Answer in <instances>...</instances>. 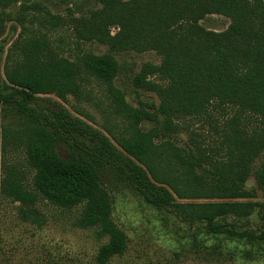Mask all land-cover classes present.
<instances>
[{
	"label": "trees",
	"instance_id": "obj_1",
	"mask_svg": "<svg viewBox=\"0 0 264 264\" xmlns=\"http://www.w3.org/2000/svg\"><path fill=\"white\" fill-rule=\"evenodd\" d=\"M20 1L13 16L8 9ZM96 2L97 7L69 8L62 16L44 0H0V32L7 19L21 27L6 56L0 111L5 106L22 120L0 131L1 203H17L18 218L39 227L46 223L41 200L81 208L75 225L107 238L98 249V264L128 249V236L112 216L109 191L121 184L157 209L172 208L183 220L204 224L207 233L264 244V201L246 187L254 175L264 197V160L255 167L264 153V0ZM214 14L231 20L227 29L201 24ZM64 27L71 28L79 50L73 59L51 37ZM82 42L104 44L108 51H84ZM131 51L162 56L160 64H144L134 78L136 87L158 96V106H133L115 85L121 70L115 53ZM94 82L105 87L109 99L110 125L104 131L40 97L73 96L80 103ZM194 120L209 125L211 134L193 129ZM145 121L155 124L145 130ZM181 131L189 133L188 151L163 139ZM8 149H23L27 168L17 158L8 162ZM255 213L263 220L257 231L227 222ZM7 261L1 247L0 264Z\"/></svg>",
	"mask_w": 264,
	"mask_h": 264
},
{
	"label": "rangeland",
	"instance_id": "obj_2",
	"mask_svg": "<svg viewBox=\"0 0 264 264\" xmlns=\"http://www.w3.org/2000/svg\"><path fill=\"white\" fill-rule=\"evenodd\" d=\"M54 14L68 16V9L77 11L97 7L96 0H44ZM22 2L8 9L13 16ZM78 15V13H76ZM231 20L228 17L214 14L206 17L201 24L211 30L223 31L228 28ZM34 27H39L35 24ZM45 31V30H44ZM115 32L116 30L113 29ZM21 27L13 18L5 20V28L0 32V83L4 78V65L10 47L17 40ZM51 37L57 44L63 46L62 54L70 59L75 58L79 50L74 40L71 42L70 27L58 28L52 31ZM65 38L70 46L61 43ZM84 51L103 54L108 47L98 42H82ZM121 65V70L115 79V85L121 89L125 99L133 106L140 102L159 105L158 96L134 84L135 76L146 63L160 64L162 56L155 51L137 53L134 51L115 53ZM91 94L88 99L78 102L73 96L63 101L55 95H42L55 105L67 108L74 116L80 117L88 124L104 131V125H110L108 120L109 99L105 87L97 83L89 86ZM22 120L5 106L0 111V131L4 127L16 128ZM154 122L145 121V130L154 126ZM193 129L211 134V128L199 120L191 122ZM177 146L188 151L189 133L181 131L169 137ZM162 138L159 141L163 140ZM6 160L12 162L17 158L24 168H27L23 149H8ZM61 154L66 152L61 148ZM264 160V153L256 161L255 167ZM4 161L0 152L1 165ZM33 181V172L29 171L28 184ZM114 186V185H113ZM249 190H256L258 201H264L262 192L257 188L255 176L246 182ZM112 198V216L118 226L128 236V249L123 256H114L107 264H264V244H251L246 241L230 239L207 233L204 224H191L181 218L172 208L157 209L147 204L127 185L121 184L109 188ZM0 198V250L6 253L9 264H98L96 255L101 244L107 238H101L95 228L85 229L75 225L81 208L64 209L56 207L47 200L38 203L46 223L37 226L21 221L17 216V203L9 201L1 203ZM178 202H199L203 200L178 199ZM3 219V220H2ZM236 228L259 230L263 225L261 214L255 213L247 219L227 218Z\"/></svg>",
	"mask_w": 264,
	"mask_h": 264
}]
</instances>
